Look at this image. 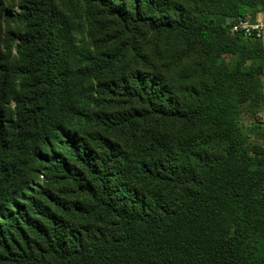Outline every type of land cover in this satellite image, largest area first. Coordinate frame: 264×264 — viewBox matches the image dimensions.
Returning a JSON list of instances; mask_svg holds the SVG:
<instances>
[{"label":"trees","instance_id":"obj_1","mask_svg":"<svg viewBox=\"0 0 264 264\" xmlns=\"http://www.w3.org/2000/svg\"><path fill=\"white\" fill-rule=\"evenodd\" d=\"M6 1L0 264H264V0Z\"/></svg>","mask_w":264,"mask_h":264},{"label":"rangeland","instance_id":"obj_2","mask_svg":"<svg viewBox=\"0 0 264 264\" xmlns=\"http://www.w3.org/2000/svg\"><path fill=\"white\" fill-rule=\"evenodd\" d=\"M172 1H175L176 3H179V4H185L189 8H192V9L195 7V4L197 2L195 0H172ZM6 2L8 4L10 3L9 5L11 6L14 5L12 4L14 3L13 0H7ZM261 22L264 23L263 21ZM80 39H82V37ZM163 41H166L170 46L172 45V43H170L166 39H162V43H164ZM162 43L161 44L158 43L156 38H154L153 36H150L149 40H147L148 53L150 54L149 47H151L153 51L156 50L158 47L164 48L163 47L164 44ZM260 44L264 46V40L260 42ZM227 58L229 61L234 62V57L228 56ZM142 62L155 65L154 60H150V59H147V61L143 60ZM140 67H142V69H146L144 68L143 64L140 65ZM190 71H193L192 67H190ZM258 87L260 88V90H258L257 88L255 91H259L260 95L254 96L253 99L250 100V102H247L240 108V125L243 131L248 134L250 143L264 146V74L263 76L260 77ZM42 182H43V179L40 180L41 185H42ZM24 249L26 248L24 247ZM17 252L20 255L23 254L20 252V250H17ZM1 264H15V263L14 262H3Z\"/></svg>","mask_w":264,"mask_h":264},{"label":"built area","instance_id":"obj_3","mask_svg":"<svg viewBox=\"0 0 264 264\" xmlns=\"http://www.w3.org/2000/svg\"><path fill=\"white\" fill-rule=\"evenodd\" d=\"M232 33L242 34L246 40H264V23L251 22L249 19H239L232 26Z\"/></svg>","mask_w":264,"mask_h":264},{"label":"crops","instance_id":"obj_4","mask_svg":"<svg viewBox=\"0 0 264 264\" xmlns=\"http://www.w3.org/2000/svg\"><path fill=\"white\" fill-rule=\"evenodd\" d=\"M257 17H258V18H257V22H261V21H263V20H262V19H263V17H262V15H261V14H259Z\"/></svg>","mask_w":264,"mask_h":264}]
</instances>
